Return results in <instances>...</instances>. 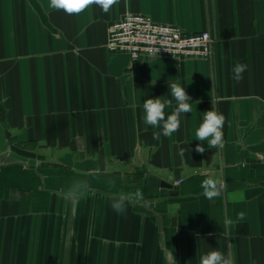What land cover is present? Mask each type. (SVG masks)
Masks as SVG:
<instances>
[{
  "label": "crops",
  "instance_id": "1",
  "mask_svg": "<svg viewBox=\"0 0 264 264\" xmlns=\"http://www.w3.org/2000/svg\"><path fill=\"white\" fill-rule=\"evenodd\" d=\"M128 13L208 30L214 55L111 53L108 28ZM237 62L248 65L240 82ZM171 83L193 110L155 140L143 103L171 100V114ZM212 106L225 116L224 146L205 141L198 153L195 131ZM208 176L226 182L214 200L202 194ZM85 182V197L64 198ZM137 188L142 202L112 210V192ZM239 211L245 220L226 226ZM213 249L264 264V0H117L108 13L73 15L49 0H0V264H199Z\"/></svg>",
  "mask_w": 264,
  "mask_h": 264
},
{
  "label": "clouds",
  "instance_id": "2",
  "mask_svg": "<svg viewBox=\"0 0 264 264\" xmlns=\"http://www.w3.org/2000/svg\"><path fill=\"white\" fill-rule=\"evenodd\" d=\"M117 3V0H49V7L52 10H62L66 14H80L89 9L90 6H98L105 13ZM248 70V65L237 62L233 68L232 73L236 82H240L244 78V73ZM172 97L176 101V107L171 114L166 115V106L171 104V100H161L159 98H148L143 103L144 120L153 128L160 129L153 132V139L159 140L161 136L171 137L174 133L178 132L181 127V117L186 113H191L193 110L192 97L186 92L185 87L179 83L169 84ZM204 113L203 120L199 127L195 131V137L198 143L195 147V151L198 153H204L206 148L204 142L207 141L208 148H222L224 146V132L225 116L219 112L214 106L210 110ZM189 149H180V155L183 156L185 151ZM107 187L112 190L116 189L117 182L114 178L108 177L105 180ZM225 179L219 177L208 176L201 181V188L203 189V195L208 200H214L222 195L225 188ZM91 185L88 183L74 184L67 188L63 192V196L66 200H78L85 197ZM144 200L143 191L137 188L131 192H112L110 198V206L114 212L118 215H126L128 204L136 201L142 202ZM245 211H239L236 214V219L232 220L226 218L224 223L226 226L232 224H239L245 220ZM211 235V233H210ZM199 264H234L233 259L220 250L213 249L200 257Z\"/></svg>",
  "mask_w": 264,
  "mask_h": 264
},
{
  "label": "built area",
  "instance_id": "3",
  "mask_svg": "<svg viewBox=\"0 0 264 264\" xmlns=\"http://www.w3.org/2000/svg\"><path fill=\"white\" fill-rule=\"evenodd\" d=\"M215 39L210 31L188 33L142 13H128L108 28L107 49L126 53L133 61L146 58L210 59Z\"/></svg>",
  "mask_w": 264,
  "mask_h": 264
},
{
  "label": "water",
  "instance_id": "4",
  "mask_svg": "<svg viewBox=\"0 0 264 264\" xmlns=\"http://www.w3.org/2000/svg\"><path fill=\"white\" fill-rule=\"evenodd\" d=\"M149 184H155L160 185L162 187L168 188L170 190V194H176V189L169 183H166L164 181H158V179L151 178L148 182Z\"/></svg>",
  "mask_w": 264,
  "mask_h": 264
}]
</instances>
